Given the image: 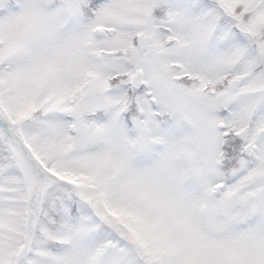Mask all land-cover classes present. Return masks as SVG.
<instances>
[{
    "label": "snow or ice",
    "instance_id": "1",
    "mask_svg": "<svg viewBox=\"0 0 264 264\" xmlns=\"http://www.w3.org/2000/svg\"><path fill=\"white\" fill-rule=\"evenodd\" d=\"M0 264H264V0H0Z\"/></svg>",
    "mask_w": 264,
    "mask_h": 264
}]
</instances>
